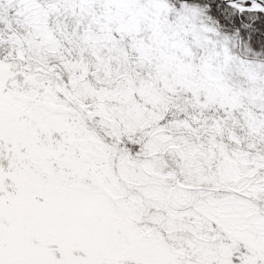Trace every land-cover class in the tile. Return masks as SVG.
I'll list each match as a JSON object with an SVG mask.
<instances>
[{"label":"snow or ice","instance_id":"6c2138e0","mask_svg":"<svg viewBox=\"0 0 264 264\" xmlns=\"http://www.w3.org/2000/svg\"><path fill=\"white\" fill-rule=\"evenodd\" d=\"M0 264H264V0H0Z\"/></svg>","mask_w":264,"mask_h":264}]
</instances>
